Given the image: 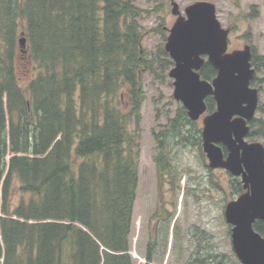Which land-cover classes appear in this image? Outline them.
Listing matches in <instances>:
<instances>
[{"label":"trees","instance_id":"trees-1","mask_svg":"<svg viewBox=\"0 0 264 264\" xmlns=\"http://www.w3.org/2000/svg\"><path fill=\"white\" fill-rule=\"evenodd\" d=\"M140 1L0 0V264H135L144 78L162 79L174 65L163 48L145 47L141 21L150 10ZM157 30L164 34L163 25ZM252 63L264 70V56ZM200 73L216 76L209 64ZM206 102L212 112L214 99ZM188 125L180 104L157 138L162 174L165 137L202 150L201 131ZM231 184L243 193L239 179ZM155 216L146 264L169 227ZM254 228L264 236V222ZM216 258L228 264L210 250L191 264Z\"/></svg>","mask_w":264,"mask_h":264},{"label":"rangeland","instance_id":"rangeland-1","mask_svg":"<svg viewBox=\"0 0 264 264\" xmlns=\"http://www.w3.org/2000/svg\"><path fill=\"white\" fill-rule=\"evenodd\" d=\"M174 1L180 6L183 16L184 9L195 2L213 3L218 20L231 31L229 51L243 50L247 44L255 49L258 56H264V0ZM138 4L150 10L141 21L146 34L144 45L157 54L160 47L164 49L169 29L177 19L172 14V2L141 0ZM161 25L164 34L157 30ZM172 68L168 66L166 71L158 73L163 76L162 79L150 75L144 78L146 101L140 125L139 183L132 219V256L135 264L147 263V243L150 235L157 233L158 219L155 215L161 217L163 214L168 219L169 227L161 228L159 236L162 244L156 249L152 264H191L198 254V242L193 236L207 239L212 253L221 259L226 256L228 264H241L233 252L231 226L224 215L227 203L238 197L232 189L234 177L225 170L210 169L203 149L200 151L188 142L177 144L172 137L164 138V147L169 154V162L166 163L168 171L162 174L159 170L157 138L168 131L180 107L173 97L174 81L169 77ZM256 76L258 82L253 87L259 89V106L263 111L258 109L255 116L258 122L253 128L256 135L254 138L248 137L247 141L264 144V132L259 127L261 122L264 125V70L257 72ZM203 117L188 127L202 131ZM216 260L215 264H218L220 259Z\"/></svg>","mask_w":264,"mask_h":264},{"label":"water","instance_id":"water-1","mask_svg":"<svg viewBox=\"0 0 264 264\" xmlns=\"http://www.w3.org/2000/svg\"><path fill=\"white\" fill-rule=\"evenodd\" d=\"M171 2L177 19L164 50L174 63L169 72L173 97L192 122L207 113V99H214L215 111L203 118V152L210 169L240 178L244 190L224 212L233 252L241 264H264V236L254 228L264 222V144L247 141L260 101L258 89L252 87L256 75L252 47L228 51L230 29L218 20L213 3L195 2L183 16L180 6ZM21 45L26 46L25 38ZM206 63L217 72L211 81L200 73Z\"/></svg>","mask_w":264,"mask_h":264},{"label":"flooded vegetation","instance_id":"flooded-vegetation-1","mask_svg":"<svg viewBox=\"0 0 264 264\" xmlns=\"http://www.w3.org/2000/svg\"><path fill=\"white\" fill-rule=\"evenodd\" d=\"M245 46H247V44L245 45ZM244 46V47H245ZM229 51V50H228ZM230 52V51H229ZM252 53H253V58H254V55H256V52H255V49H253V47H252ZM252 61H253V59H252ZM208 63H206L204 66H203V68L207 65ZM210 65V64H209ZM252 65H253V63H252ZM211 66V65H210ZM254 67V66H253ZM202 68V69H203ZM213 68V67H212ZM214 69V68H213ZM215 70V69H214ZM216 74H217V72H216ZM216 77V76H215ZM214 77V78H215ZM213 78V79H214ZM212 79V80H213ZM255 79V78H254ZM252 87H253V81H252ZM256 89H258V88H256ZM258 91H259V89H258ZM259 96H260V92H259ZM210 98V97H209ZM212 98V97H211ZM260 102V101H259ZM215 109H216V106H215V108H214V110L212 111V112H214L215 111ZM258 109H260V106L258 107ZM258 111V110H257ZM212 112H209L208 110H207V113L205 114V115H207V114H210V113H212ZM254 120H255V118H254ZM253 120V121H254ZM251 133V132H250ZM159 216V215H158ZM159 218V217H158ZM195 239H196V241L198 242L197 244H198V249H197V253L200 255V257H202V253L203 252H205V253H208L209 252V250L210 251H213V250H211L210 249V246H209V244L210 243H208L209 241L207 240V239H202V238H200V236L199 237H197V236H193ZM150 238H151V235H150ZM150 241V240H149ZM148 244H149V242L147 243V248H146V251L148 252ZM212 247V246H211ZM147 254V253H146ZM219 256V255H218Z\"/></svg>","mask_w":264,"mask_h":264},{"label":"bare ground","instance_id":"bare-ground-1","mask_svg":"<svg viewBox=\"0 0 264 264\" xmlns=\"http://www.w3.org/2000/svg\"><path fill=\"white\" fill-rule=\"evenodd\" d=\"M104 145V144H103Z\"/></svg>","mask_w":264,"mask_h":264}]
</instances>
